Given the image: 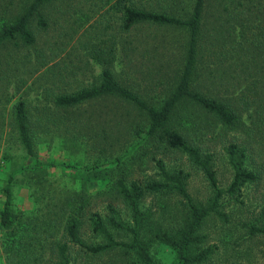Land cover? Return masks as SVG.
<instances>
[{"label":"rangeland","instance_id":"obj_1","mask_svg":"<svg viewBox=\"0 0 264 264\" xmlns=\"http://www.w3.org/2000/svg\"><path fill=\"white\" fill-rule=\"evenodd\" d=\"M116 2L50 0L41 12L49 20V26L40 28L37 18L31 23L37 38L34 46L24 45L20 38L0 46V264H58L61 260L58 247L64 243L70 247V264H142L135 250L123 247L89 253L71 241L65 234V226L70 218H75L84 242L104 243V236L94 232L91 223L93 215L99 214L116 239L131 242L129 232L109 224L112 213L106 205L112 201L118 220L132 225L131 210L118 195L114 183L122 171L127 173L128 180H161L158 160L171 172L188 173V189L195 202L211 204L213 189L203 170L187 154L162 143L135 147L133 129L143 118L134 106L114 96L69 110L54 103L61 93H71L101 80L103 64L93 57L96 50L115 47L117 78L147 100L155 99L154 93L133 83H147L159 73V59L151 55H158L156 51L175 54L170 56L171 67L174 73L180 68V55L188 40L186 31L140 25L132 33L123 34ZM167 2L132 0L131 3L166 11ZM193 2L183 0L188 10ZM31 3L32 0H0V31ZM263 23L264 0L206 2L200 43L204 62L203 69L200 67L201 89L226 103L233 102L241 89L254 100L243 110V125L236 128L226 126L213 113L190 103L182 109L184 122L175 126L190 145L213 156L212 168L221 188H229L234 178L227 153L231 143L247 148L245 166L255 173L256 179L235 194L222 197L221 211L226 218L211 213L203 221L201 240L194 251L211 248L212 252L197 264H264V58L253 50L252 42L256 26ZM139 41L150 42L146 45ZM121 43L131 54L143 50L133 68L119 49ZM153 43L160 47H154ZM144 52L151 55L141 61ZM41 60L48 63L44 65ZM21 100L28 112L35 157L55 162L54 166H33V157L15 124V106ZM9 183L13 223L5 227L1 218ZM83 196L90 197V206L84 211L72 210ZM185 202L179 195L160 193L147 194L141 203L143 210L153 212L142 234L152 239L150 252L158 263L178 264L176 250L153 239V231L178 230L188 214Z\"/></svg>","mask_w":264,"mask_h":264},{"label":"trees","instance_id":"obj_2","mask_svg":"<svg viewBox=\"0 0 264 264\" xmlns=\"http://www.w3.org/2000/svg\"><path fill=\"white\" fill-rule=\"evenodd\" d=\"M49 1L32 0V3L23 14L18 16L11 24H5L0 31V46L7 41L17 38H20L24 45L34 46L37 38L30 26L35 18H37V24L40 28H47L49 26V20L41 13L43 7ZM131 2L132 0H118L116 2L118 10L121 12V33L130 34L140 25L176 27L186 31L188 40L184 44V53L180 55L182 59L180 68L174 73V68L171 67L173 64L169 61L170 56L175 54L170 55L166 51H156L158 55H151L144 52L141 61L146 58L147 54L159 59V73L147 83H131L138 88L142 87L140 89L144 91L154 93L153 98L155 99L147 100L128 84L117 78L115 68H113L115 58L117 57L115 47L103 51L96 50L93 57L103 64L101 80L90 86H83L71 93H61L55 97L54 103L56 106L69 110L86 104L89 101L114 96L132 107L134 106L135 110L143 118L133 129L137 139L135 147L162 143L170 149L187 154L205 173L213 189L214 196L211 204H198L188 189L189 174L183 170L171 172L162 160H158L157 164L162 177L161 180L153 179L146 182L128 180L126 178L127 173L122 171L120 178H117L114 183V188L118 195L123 198L131 210L132 225H126L121 220H118L117 210L112 201L109 200L106 205V208L112 213L109 217V224L116 229L129 232L131 234V242H122L116 239L108 229L105 220L99 214L93 215L91 223L93 231L104 236V243L89 245L84 242L78 232L79 222L75 218H70L67 221L65 234L70 236L71 241L80 244L89 253L97 254L123 247L135 250L142 264H162L156 262L150 252L152 239H146L142 234L143 226L151 220L153 212L149 209L143 210L141 203L147 194H175L181 196L186 201L185 205L188 209L186 220L175 232L163 229L154 230L153 239H158L160 242L174 248L177 253L178 264L202 263L212 252L211 248H200L199 252L194 251L201 240L200 228L203 221L211 213L226 218V214L221 211L220 201L222 197L227 193L235 194L247 182L255 181L256 175L245 166L247 148L236 143H231L227 148V153L234 171V178L229 188H221L216 172L212 168L213 156L211 154H202L198 148L190 145L186 137L175 126V123L184 122L185 118L183 117L182 109L186 104L190 103L213 113L226 126L236 128L241 124L243 125V110L247 109L251 103L250 101L254 99L245 95V91L241 89L235 94L233 102L226 103L217 97L207 95L201 89L202 85L199 82V76L200 67L203 69L204 62L201 57L200 43L207 0H194L189 10L183 4V0H168L164 8L166 11L136 6ZM256 27L257 32L252 41L255 45L253 50L264 58V23ZM139 42L149 45L150 41ZM120 45L119 49H121L123 56L126 57L127 63L133 68L135 63L140 61V55L143 50L131 54L128 53V49H126L124 44L121 43ZM152 45L156 48L160 47L156 43ZM162 59L166 60L163 61ZM41 62L44 65L48 63L43 60ZM150 71L153 70L150 69ZM15 124L22 143L29 155L33 157V166L37 168L54 166L55 162H47L35 157L28 112L26 104L22 100L15 106ZM106 132H108L107 129ZM118 161L122 162V159L118 158ZM5 191L6 201L2 211L1 223L3 226L9 227L13 223L11 220L12 188L10 183L7 185ZM77 201L78 204H74L72 210L84 211L91 204L90 197H79ZM69 248L67 243L58 247V255L61 258L58 264H70L71 260L68 256Z\"/></svg>","mask_w":264,"mask_h":264},{"label":"crops","instance_id":"obj_3","mask_svg":"<svg viewBox=\"0 0 264 264\" xmlns=\"http://www.w3.org/2000/svg\"><path fill=\"white\" fill-rule=\"evenodd\" d=\"M114 68V67H113Z\"/></svg>","mask_w":264,"mask_h":264}]
</instances>
